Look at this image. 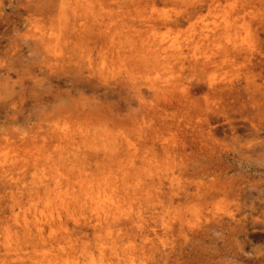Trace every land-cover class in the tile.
Masks as SVG:
<instances>
[{
  "label": "rangeland",
  "instance_id": "1",
  "mask_svg": "<svg viewBox=\"0 0 264 264\" xmlns=\"http://www.w3.org/2000/svg\"><path fill=\"white\" fill-rule=\"evenodd\" d=\"M87 2L101 14L88 30L77 27L82 20L61 23V8L69 21L77 11L71 0H0V264L49 247L34 241L27 197L40 173L68 171L64 161L35 162L45 150L61 158L53 147L60 128L79 146L83 157L73 164L82 174L111 165L88 147L96 144L133 179L139 192L124 204L130 221L110 231L132 244L135 264H264V0ZM50 30L59 43H35ZM130 35L137 46L147 39L167 52L118 60L115 52L135 47ZM172 47L183 52L171 55ZM148 172L168 177L145 184ZM61 218V226H42L44 241L57 238L65 257L86 245L98 260L109 230L86 214L76 223Z\"/></svg>",
  "mask_w": 264,
  "mask_h": 264
},
{
  "label": "bare ground",
  "instance_id": "2",
  "mask_svg": "<svg viewBox=\"0 0 264 264\" xmlns=\"http://www.w3.org/2000/svg\"><path fill=\"white\" fill-rule=\"evenodd\" d=\"M84 2H87V0H71L70 7L72 9H76L77 11H79L80 8L84 6L83 9L81 10L83 12L79 13V16L78 15L76 16V13H78L77 11L74 12L72 10L73 12L71 13V18H70L71 21H69V19L66 17V14L64 12L65 8H61L59 10V13H63L62 14L63 20L61 23L64 24V28H66V26L69 23L74 28L75 23H80L79 21L81 20L83 21L82 25L77 26L76 24V26L81 29L83 28V29L88 30L96 26L95 24L91 26L92 23L89 22L90 21L89 19L95 18L98 15H101L100 10L93 11L91 10L90 7H87L88 5L85 6ZM63 5L64 3L61 4V6ZM101 8L102 7H100V9ZM197 18L199 20V19H202L203 17L202 15H200ZM112 19H113L112 17H109L107 19L109 20L110 24H111ZM189 19L191 18L189 17L188 20ZM192 24L194 23L189 22L190 27L185 30L186 33L192 30L193 28ZM89 25H90V28H89ZM81 33L85 34L82 31L81 32L79 31V37L82 36ZM95 34L96 35L94 36V38L100 41L101 32L99 30H96ZM107 34L109 35V32H107ZM70 37H72V35ZM36 38L37 40L35 41V43L47 49H49V45L51 44V43L49 44L48 42H51L53 38L56 41L55 44L59 43L58 37L55 36L54 33L51 32V30L48 33L46 32L39 33V35ZM128 39L132 41V45L135 47H132L130 51H127V50L124 51L122 49V50L115 52V54H118L117 56L118 60H121L122 58H124V60L125 59L128 60L127 62H130V61L132 62L137 58H141V55L143 54L148 56L150 54L151 55L165 54L167 52V50H165L164 47H162L163 46L162 44H159V43L148 44V42L146 41L147 39H141L140 44L137 46L136 41H133L134 40L133 36L130 35ZM64 41L65 40H63V42ZM58 47H59V44H58ZM54 51L55 50H53V52ZM127 52L132 55L129 56ZM170 52H171V55L175 56V55H180L183 51L180 48L172 47ZM157 60L159 59H156V61ZM140 61H142V59ZM229 84L226 87L232 89L231 88L232 85H229ZM247 85H249V83ZM208 86L210 87V90L213 93H220L223 87V86L218 87L217 85L213 83H208ZM251 86L252 88L254 87L253 84H251ZM234 88L237 89V87H234ZM220 95L222 96V94ZM233 95L231 96L234 97ZM235 97L237 96L235 95ZM53 136L55 138L54 140L55 145L53 146L55 148L54 152L58 151L57 155L61 156V158L55 159L53 158L55 157V155L54 156L51 155L52 152H50L49 150H45L42 152L44 154L43 155L44 157H41L40 153H38V155L35 156V158H37L35 159V162L38 163L39 165H43L44 163V165L46 166L51 165V164L56 165V162H57V166H58V163L60 161H64L65 163L67 162V164H69L68 171L64 172L65 174L59 173V172L53 173V174L50 173L49 175H47L48 177L47 179L43 177L45 174L40 173L36 181H34V185L30 187L31 192L30 194H28V197H27L28 203L32 206V211H33L32 216L34 217V221H35L34 223L35 231L33 232L34 241L35 242L37 241L38 243L42 242V246L44 247L45 245L43 243L49 242V247L48 249L46 247L44 248L46 251L43 248H40L41 250L44 251L42 252L41 255L35 256L34 253H32V255L28 254V258H26L25 262H24L25 260L24 258H23L24 259L23 262H19V261L17 262L20 264H112L110 263V260H109L110 258H112V259H117L118 264L123 262L122 260H126V261H129L131 264H135V261H137L136 259L138 256L135 255L136 253L134 254L135 249L132 247V244L131 243L125 244L122 240H119L118 237H114L112 232L110 231V227H113L116 229L118 225L125 223V221L129 219L128 217L129 213H127V211L124 209L125 200L129 197V195L133 197V195H136L139 192L136 188V185L133 183V179L130 176L119 175V173L117 172L115 168V165L112 164V160L110 159L108 160L109 152H110V148L108 146L104 145L102 147L96 148V144H91L88 147H90V150L91 149L93 150L94 155H96L97 157H98L97 155L98 153H101L100 155L103 154V156L106 157V161H107L104 165H107V164L113 165L112 167L114 168V171L111 169V165H110V166H107L108 168L105 167V169L107 168L106 171H99L98 174H95L92 176H86L82 174L81 173L82 171H80L81 169H79L78 166L73 164L75 161L74 158H77V157L81 158L83 157V155L79 154V150L77 148L79 146L73 142L74 138L71 136V134L68 131L60 128V130L54 131ZM36 146L37 148L40 147L38 145ZM166 151L168 152V149H166ZM39 157L43 158L42 161L41 159H38ZM100 157L101 156H99V158ZM50 161H52V163ZM151 174H152L151 172L146 173V177L144 181H146L147 178H149V181L145 182V184H150V181L153 184L154 180L156 179L160 180L159 177H163V178L164 176L168 177L167 174L166 175L161 174V176H159L160 174L158 173L154 175L153 174L151 175ZM171 175L173 176L172 173ZM166 179L168 180V178ZM169 180L171 181L172 178H170ZM173 183L174 182H170V184H173ZM154 193H156L155 190H153V194ZM85 214L88 216L89 222L90 220L94 221V224L99 226V228H101L102 230L103 229L109 230L108 233L111 234L110 236L111 239L109 241L108 246L103 245V243L102 244L100 243V246H99L100 240L98 241V247H97V254L99 255L98 260L94 257V253L90 249H88L86 245L83 246L82 250L79 253V256H76V257L66 256L65 257V254H66L65 252L68 249V247L65 248V246L59 244L60 241L57 238L51 237V240H50L51 242L44 241V238L42 237V226L43 225L44 226L47 225L49 229H52L53 227L58 226V225L61 226L62 216L65 218L71 219L72 221L76 223L78 221L77 216L85 215ZM123 219L124 221H122ZM129 221H127V223ZM164 223L162 221L161 225L165 227ZM137 227H140V226L137 225ZM22 229L29 230V225H27L26 222H24ZM131 241L132 240L130 239V242ZM55 250H57V252H55ZM53 251H54V254H53ZM107 254L108 256H106ZM104 255L107 259L106 262L103 259ZM14 256H17L19 258L22 257L20 253L14 254ZM80 256L82 257L81 261H84V262H80L79 260ZM7 260L2 259V263L4 261L7 262ZM9 260H13V259H9ZM9 263L16 264L13 261L12 262L9 261Z\"/></svg>",
  "mask_w": 264,
  "mask_h": 264
}]
</instances>
